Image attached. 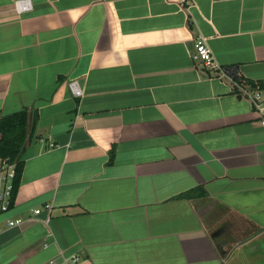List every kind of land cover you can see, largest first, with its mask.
Instances as JSON below:
<instances>
[{"label": "crops", "instance_id": "obj_1", "mask_svg": "<svg viewBox=\"0 0 264 264\" xmlns=\"http://www.w3.org/2000/svg\"><path fill=\"white\" fill-rule=\"evenodd\" d=\"M14 1L0 0V118L37 119L0 264H264V126L190 55L202 36L264 81V0Z\"/></svg>", "mask_w": 264, "mask_h": 264}, {"label": "built area", "instance_id": "obj_2", "mask_svg": "<svg viewBox=\"0 0 264 264\" xmlns=\"http://www.w3.org/2000/svg\"><path fill=\"white\" fill-rule=\"evenodd\" d=\"M31 5L27 0L14 1V10L18 13L30 10ZM206 39L199 36L194 43V49L190 53L193 62L196 64L202 63V65L210 71H217V77L227 80L232 89H235L236 94L244 97L250 102L253 113L259 119L261 126H264V93L261 90L252 89L250 85L240 84V73L235 66H220L214 61L212 53L206 44ZM71 94L75 97L82 96V89L76 79L70 80L68 83ZM49 147H53L54 144L48 142ZM16 177V165L14 162H10L8 158L0 157V212L7 211L13 202V183ZM46 208H49L47 205ZM40 209L33 211L34 215L40 213ZM22 219L10 220L9 226L19 225ZM73 260H77L75 257ZM64 261H66L64 259Z\"/></svg>", "mask_w": 264, "mask_h": 264}, {"label": "trees", "instance_id": "obj_3", "mask_svg": "<svg viewBox=\"0 0 264 264\" xmlns=\"http://www.w3.org/2000/svg\"><path fill=\"white\" fill-rule=\"evenodd\" d=\"M238 81L240 84L250 85L252 89L264 90V81L247 80L242 77ZM36 119V112L27 109L0 118V157H6L16 165L13 196L16 193L22 171V151L27 142L33 137ZM112 158L113 155H111L110 160ZM196 195L206 196V193L202 187H196L178 195V197L192 198ZM253 227L258 228L256 225H253Z\"/></svg>", "mask_w": 264, "mask_h": 264}, {"label": "water", "instance_id": "obj_4", "mask_svg": "<svg viewBox=\"0 0 264 264\" xmlns=\"http://www.w3.org/2000/svg\"><path fill=\"white\" fill-rule=\"evenodd\" d=\"M220 248V247H219Z\"/></svg>", "mask_w": 264, "mask_h": 264}]
</instances>
